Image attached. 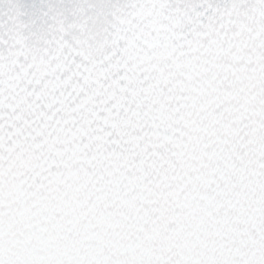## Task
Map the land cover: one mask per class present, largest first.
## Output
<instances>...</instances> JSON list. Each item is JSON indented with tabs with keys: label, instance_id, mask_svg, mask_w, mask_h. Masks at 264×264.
Wrapping results in <instances>:
<instances>
[{
	"label": "snow or ice",
	"instance_id": "6c2138e0",
	"mask_svg": "<svg viewBox=\"0 0 264 264\" xmlns=\"http://www.w3.org/2000/svg\"><path fill=\"white\" fill-rule=\"evenodd\" d=\"M0 264H264V0H0Z\"/></svg>",
	"mask_w": 264,
	"mask_h": 264
}]
</instances>
